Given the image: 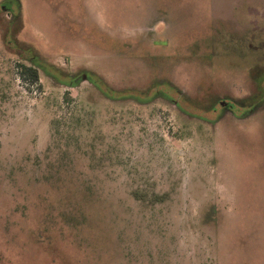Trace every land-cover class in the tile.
<instances>
[{
    "label": "rangeland",
    "instance_id": "1",
    "mask_svg": "<svg viewBox=\"0 0 264 264\" xmlns=\"http://www.w3.org/2000/svg\"><path fill=\"white\" fill-rule=\"evenodd\" d=\"M262 87L264 0H0V264H264Z\"/></svg>",
    "mask_w": 264,
    "mask_h": 264
},
{
    "label": "trees",
    "instance_id": "2",
    "mask_svg": "<svg viewBox=\"0 0 264 264\" xmlns=\"http://www.w3.org/2000/svg\"><path fill=\"white\" fill-rule=\"evenodd\" d=\"M30 57H35L33 54L30 53ZM36 61V59H34ZM38 63L40 61H37ZM51 67L53 66H50V65H47V64H35V63H32V64H25V63H18L17 65V69H18V73H19V77L20 79L23 80V82L29 84V85H32V86H36L38 89H42V84L40 82V71H44L45 74L51 76V77H54L56 78L58 81H60L61 83L63 84H73L74 80L75 79H69L66 77L65 78H62L61 75H59L58 73H56ZM84 78H88L87 80H89L90 82H92V84H94L106 97L108 98H123V97H127V96H131V95H124L123 93H117L115 92L113 89L111 88H107V87H104L101 85L100 82H97V80H95V78L91 75H88L87 74V77H84ZM258 91L260 92V94H264V87H262V89L260 90L258 88ZM155 92H162L163 94L167 95L168 97L174 99L175 101L178 102L179 106L188 114H191V115H194V116H197V117H202V118H205V119H213L212 117L210 118V114H213L215 115V110H212V111H209L208 114L204 113V112H200L192 107H190L189 105H187L186 103H184V101L182 100V102L180 101L179 102V99H178V95L176 94H173L171 92H169V94L167 93V91H165V88H161L160 87H157V88H153L152 89V94H154ZM135 98L141 100V98L139 96H136ZM64 100L66 102H69V101H74V98L70 95L69 92H66L65 95H64Z\"/></svg>",
    "mask_w": 264,
    "mask_h": 264
}]
</instances>
